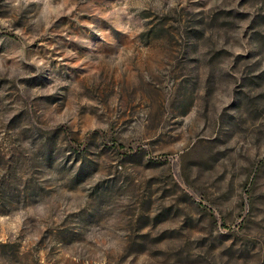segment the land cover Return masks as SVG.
Masks as SVG:
<instances>
[{
  "label": "rangeland",
  "instance_id": "374dc122",
  "mask_svg": "<svg viewBox=\"0 0 264 264\" xmlns=\"http://www.w3.org/2000/svg\"><path fill=\"white\" fill-rule=\"evenodd\" d=\"M0 264H264V0H0Z\"/></svg>",
  "mask_w": 264,
  "mask_h": 264
}]
</instances>
